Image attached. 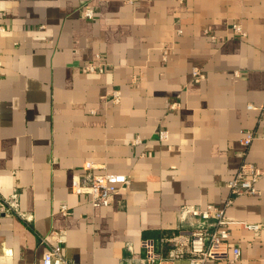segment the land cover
Returning <instances> with one entry per match:
<instances>
[{
	"label": "crops",
	"instance_id": "crops-1",
	"mask_svg": "<svg viewBox=\"0 0 264 264\" xmlns=\"http://www.w3.org/2000/svg\"><path fill=\"white\" fill-rule=\"evenodd\" d=\"M0 26V196L17 191L29 216L0 214V264H43L61 235L71 264L168 258L162 239L192 231L182 209L231 197L247 131V161L264 169V0H0ZM98 55L103 75L85 70ZM87 163L129 178L112 206L72 193ZM258 189L226 216L263 229L232 227L227 258L207 264H232L233 247L234 264H264V177Z\"/></svg>",
	"mask_w": 264,
	"mask_h": 264
},
{
	"label": "built area",
	"instance_id": "built-area-1",
	"mask_svg": "<svg viewBox=\"0 0 264 264\" xmlns=\"http://www.w3.org/2000/svg\"><path fill=\"white\" fill-rule=\"evenodd\" d=\"M132 2L134 0H131ZM181 1V0H177ZM82 16L85 19L93 20L95 12L93 8H86ZM6 29L0 26V33H4ZM233 31L245 36L241 25H234ZM182 34V31L179 32ZM215 42L216 38L212 37ZM168 49L164 52V59L167 60ZM103 57L98 55L96 62L85 65V70L90 74L103 75L105 67L103 65ZM192 82L201 84L206 80L205 74L199 69H194L191 73ZM136 82V79L133 80ZM110 103L117 106L121 103L122 94L119 91L111 93ZM248 110H256L253 105L247 107ZM262 117H264V104L259 108ZM258 133L255 131L245 132V136L241 141L243 151V161L236 171L234 178L227 183L231 197L223 208L208 206L185 207L180 211V220L182 222L193 219L190 224L192 231L188 235L179 234L162 239L163 244L170 246L169 257L164 258L162 255L152 252L148 249L146 258L138 259L139 264H175L176 261L188 259V264H207L209 261H221L227 258L230 251L231 228L234 226L242 227L248 231H252L258 235L263 229L262 225L250 224L226 216V210L237 198L243 196L256 197L260 195L258 183L264 177V169H260L247 161L248 151L257 140ZM159 139L166 142L169 139L168 132H160ZM143 139L140 137L133 140L134 146H140ZM102 169L93 163H87L85 176H75L71 182L72 193L78 196H86L93 208H108L113 205L114 198L117 193L126 186L130 185V180L125 175H116L109 173H98ZM67 206H62L60 212L69 215ZM0 214L16 216L25 222L29 221V216L20 209L19 193L15 191L9 197L0 196ZM44 243H48L47 239H43ZM242 251L239 247L232 248V258L230 263L234 264L240 260ZM43 264H71L64 250V235L56 239V243L49 244V250L46 253Z\"/></svg>",
	"mask_w": 264,
	"mask_h": 264
}]
</instances>
